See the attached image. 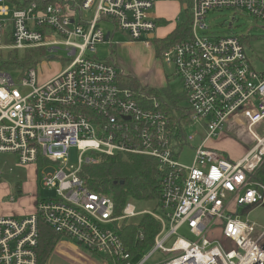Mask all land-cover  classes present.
Wrapping results in <instances>:
<instances>
[{
	"label": "built area",
	"instance_id": "built-area-1",
	"mask_svg": "<svg viewBox=\"0 0 264 264\" xmlns=\"http://www.w3.org/2000/svg\"><path fill=\"white\" fill-rule=\"evenodd\" d=\"M156 1L57 0L17 10L0 0V63L5 54L40 47L44 60L59 50L70 57L43 82L42 61L25 72L0 70V154L14 155L23 167H58L41 180L53 197H38L29 216L0 215V264H38L40 222L74 242L77 256L81 247L100 260L87 254L85 264H146L159 252L166 258L154 264H264V229L240 216L264 202V184L255 179L264 170V74L250 63L245 36L214 35L207 22L228 10L232 21L238 15L264 25V0H183L186 19L172 32L189 22V33L159 58L183 85L184 104L171 108L182 111L178 119L142 90L123 87L124 70L95 50L99 44L111 50L116 32L153 46L161 26ZM101 22L114 30L105 34ZM228 138L246 150L240 159L211 146ZM185 146L194 152L189 165L178 161ZM72 147L80 155L75 167ZM99 154L155 159L162 182L157 209L137 211L129 203L114 217L113 201L79 177ZM144 213L160 230L144 254L129 252L109 226Z\"/></svg>",
	"mask_w": 264,
	"mask_h": 264
},
{
	"label": "trees",
	"instance_id": "trees-1",
	"mask_svg": "<svg viewBox=\"0 0 264 264\" xmlns=\"http://www.w3.org/2000/svg\"><path fill=\"white\" fill-rule=\"evenodd\" d=\"M57 0H6L17 10H23L32 3H36L40 8H44ZM189 22L182 24L168 35L166 39H154L153 46L157 57H161L162 51L177 43L182 42L189 33ZM110 53L115 60V47L111 48ZM7 56V57H6ZM0 63L1 71H10L14 68L26 69L35 66L43 59H47L44 48L28 49L24 51H14L6 54ZM123 87H130L134 91H143L144 94L156 99L162 109L167 110L173 119H178L181 110L177 104L184 101L185 96L174 95L167 89L150 88L144 86L135 78L126 76L121 79ZM94 164H85L79 173L80 179L98 195L109 197L114 203V217H122L124 209L129 203H133L138 211L144 206L156 210L159 205L162 182L160 181V170L155 159L145 155H124L118 154L107 156L97 155ZM255 179L264 184V170L255 175ZM14 196H21V185L16 183ZM121 239L129 252L144 254L154 244V238L160 230L158 221L148 213L130 219H122L115 222ZM40 238L37 248L38 264H48L50 256L55 251L62 235L55 233L44 223H39ZM142 236V237H141ZM84 253L91 255L90 250ZM112 264V263H111Z\"/></svg>",
	"mask_w": 264,
	"mask_h": 264
},
{
	"label": "rangeland",
	"instance_id": "rangeland-1",
	"mask_svg": "<svg viewBox=\"0 0 264 264\" xmlns=\"http://www.w3.org/2000/svg\"><path fill=\"white\" fill-rule=\"evenodd\" d=\"M161 1L167 2L168 0ZM173 2L178 3L179 0H173ZM169 8L170 10L167 12V14L161 16L165 21L169 20V23L171 24L176 22L182 23L185 21L186 13L182 9H179L177 4H175L174 6H170ZM84 16L89 19L92 17V14H84ZM233 17L234 13L228 10L214 14V18L210 16L207 19V22L211 27L210 33L214 35L231 34L239 37L245 36L243 38V43L247 55L250 59V63L252 64L254 69L264 74V25L261 22H257L250 17L237 15L232 21ZM230 22H233L232 28H228ZM99 25V27L105 32V34L114 30V25L112 24H105L101 22ZM116 33L113 34L112 39L115 46L118 47V44L127 41L128 38L122 33ZM155 34H158V32ZM247 36H249V38H246ZM116 48L114 57L118 66L124 70L125 75L135 78L137 81L141 82L142 85L146 84L151 88L157 86L156 88L159 90L167 89L174 95L183 96L182 83L170 76V69L162 65L159 57H157V52H155V47H151V50L153 51H148V49H146L142 45V47L133 48L132 50L128 51L127 54H121ZM95 50L100 59H107L111 58L112 56L110 53L109 45L107 44H99L96 46ZM53 55H55V58H53V60L43 59L44 61L41 60L42 62L39 64V66H37V70H39L38 79L40 82L53 78L54 75L58 74L60 71L59 65L65 66V60H68L70 58L69 55L62 50L55 52ZM4 56H6V54ZM14 78L17 79L16 75H14ZM20 91L22 93H25V91L21 88ZM183 104L184 102H182V105ZM188 132L192 134L194 132V128H191ZM195 137L196 141H194V143H199L200 138L198 139L197 136ZM223 141L217 143L216 147L228 154L230 153L234 160L240 159L246 152L244 148H241L239 145L237 146V144L229 138ZM211 146L214 145L211 144ZM68 155L69 166H77L80 156L79 151L75 147H72ZM193 155L194 152H192L190 147L185 146L178 161L183 165H189ZM57 168V165H44L42 167L36 166V168L28 166L23 167L18 164V161L14 155L1 153L0 171L2 172V177L0 179V200L2 203L0 202V208L9 206V204H5V202H10L9 198H6V196L13 194L15 190L14 185L16 183H20L22 186H24V188V184L27 185V188L25 189L26 196H23L22 201H19L18 203L24 205L30 204L33 194H36L39 198L53 197L54 192L44 189V186L41 184V180L44 171L55 172ZM37 172L38 176H36ZM17 198H19V196H16V199ZM141 210H151V208L144 206L143 208H141ZM240 216L242 218V221L247 219L250 222L254 223L259 230H263L264 202L252 210H250V208L241 209ZM109 228L113 231L116 230V226H109ZM61 248L62 247H60V249ZM80 251L84 253V249L81 247ZM90 256L94 258L98 263H100V260L98 258L92 255ZM50 257L51 258L48 264H85L83 263V257L78 256L76 260L70 259L69 256H67L66 248H64V251L56 250L55 253H53ZM165 258L166 255L159 252L156 253L155 256H153V258H151L146 264L158 263Z\"/></svg>",
	"mask_w": 264,
	"mask_h": 264
},
{
	"label": "crops",
	"instance_id": "crops-1",
	"mask_svg": "<svg viewBox=\"0 0 264 264\" xmlns=\"http://www.w3.org/2000/svg\"><path fill=\"white\" fill-rule=\"evenodd\" d=\"M182 2H183V0H179L178 3L177 2H173V0H168L167 2L166 1L162 2L161 0H157L156 1V4H155L154 8L156 9L157 15L159 17V23H161V26L156 31V33L158 32V34H155L157 39H166L168 37V34H170V32H172L175 29V27H176V23L171 24V23H169L170 22L169 20L165 21L161 16L164 15V14H167V12L170 10L169 7L170 6H174L175 4H177L179 9H182L181 8ZM124 35L127 36V38H128L127 41L121 42L120 44H118V47L115 46V44H114V47L115 48L117 47L116 49L119 50V52L121 54H127L128 51L132 50L133 48L142 47V45L146 49H148V51H153V50H151V47L154 48V46H148L147 44H145L144 42H141V41L134 42V41H132L129 38V36L127 34L124 33ZM144 86H148V85L145 84ZM156 87L157 86L152 87V88H156ZM217 143H219V142L215 141L212 145H214L216 147ZM234 143H236V142H234ZM237 146H238V144H237ZM28 167H33V168L35 167L36 168V166H34V165H29ZM36 176H38V172L36 173ZM24 185H25V188H24V186L21 185V190H22L21 196H19V198H17V199L15 197L14 201H11L9 199L10 202H8V203L5 202V204H9V206L1 207L0 208V215H2V216L3 215H5V216H14V215H16V216L25 217V216H29L30 213L34 212L35 205H36V202L38 200L37 199L38 196L36 194H33L32 198H31L32 201H31L30 204H28V205L25 204L24 205V204L18 203L19 201L20 202L22 201V199H23L22 197L23 196H26L25 195V189L27 188V185L26 184H24ZM14 193H15V190H14L13 194L6 196V198L14 197L13 196ZM0 202H1V200H0ZM58 244L59 245H57V247L58 246L59 247L58 248L56 247L55 251L56 250L64 251V248H66L67 256H69V258L72 259V260L73 259H75V260L77 259V257H78L77 255L78 254L73 249L76 246L75 243H73V242L71 243L69 240H66V239H61ZM60 247H62V248L60 249ZM55 251L53 253H55ZM79 251H80V248H79ZM68 252H69V254H68ZM81 254L83 256H85L86 253L84 254V253L81 252ZM83 256H80V257H83ZM83 263H84V260H83Z\"/></svg>",
	"mask_w": 264,
	"mask_h": 264
},
{
	"label": "water",
	"instance_id": "water-1",
	"mask_svg": "<svg viewBox=\"0 0 264 264\" xmlns=\"http://www.w3.org/2000/svg\"><path fill=\"white\" fill-rule=\"evenodd\" d=\"M153 37H154V35H150V36H149V38H151V39H153ZM51 58H53V57H51Z\"/></svg>",
	"mask_w": 264,
	"mask_h": 264
}]
</instances>
